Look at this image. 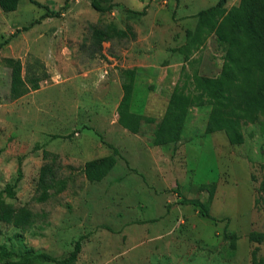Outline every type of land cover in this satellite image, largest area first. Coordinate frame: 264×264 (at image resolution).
Returning a JSON list of instances; mask_svg holds the SVG:
<instances>
[{"label":"rangeland","instance_id":"obj_1","mask_svg":"<svg viewBox=\"0 0 264 264\" xmlns=\"http://www.w3.org/2000/svg\"><path fill=\"white\" fill-rule=\"evenodd\" d=\"M36 1L58 14L39 18L43 7L28 0L0 12V190L19 168L13 193L1 196L32 219L0 223V248L12 252L0 264L30 249L64 257L77 238L74 264H264V112L241 126L240 143H230L221 130L203 131L210 104L201 96L182 115L167 113L174 124L155 137L173 87L196 95L195 76L219 75L225 52L214 29L242 0H224L200 24L195 13L216 0H111L107 12L88 0ZM107 23L129 26L134 37H114L95 51L90 28ZM30 56L47 77L24 101L11 99L4 59L23 64ZM123 68H134L139 83L130 110L117 113ZM145 93L164 99L156 120L144 117ZM100 98L108 100L101 107ZM42 150L56 154L66 185L38 202ZM94 158L103 159L86 176L82 165ZM176 186L218 220L176 203Z\"/></svg>","mask_w":264,"mask_h":264},{"label":"trees","instance_id":"obj_2","mask_svg":"<svg viewBox=\"0 0 264 264\" xmlns=\"http://www.w3.org/2000/svg\"><path fill=\"white\" fill-rule=\"evenodd\" d=\"M28 1L43 7L44 12L39 18L58 14V11L52 12L36 0ZM223 2L224 0H216L213 5L198 10L195 13L197 22L200 24L204 15L221 9ZM17 4L18 0H0V10L13 11ZM88 4L96 12H107L114 3L111 0H88ZM62 6L65 7L66 3L64 2ZM214 34L217 43L224 48L225 52L219 75L217 77L195 76L193 88L196 95L182 94L173 87L155 137L165 135L164 133L168 130L164 126L167 123L170 128L174 124L171 120L165 121L167 113L174 118L176 110L180 116L189 106L195 105L194 100L201 96L210 104L203 131L210 133L221 130L230 143H240L243 139L241 126L253 121L264 112V0H242L239 6L230 8L220 17ZM114 37L133 38L134 32L129 26L121 30L109 23L90 28V39L95 46V51L101 49V42L109 41ZM4 61L10 68L9 97L11 99L37 89L39 82L47 77L43 63L37 57L30 56V59L23 64L12 57H7ZM120 72L124 76V81L120 84L121 96L116 105L117 113L129 109L135 69L123 68ZM41 156L43 162L39 166L34 189L35 200L38 202L46 201L52 193L61 191L66 185L65 179L58 176V165L54 164L56 154L42 150ZM102 159L94 158L84 161L82 165L84 174L89 176ZM20 177L21 171L17 168L13 181L6 183L0 190V223H30L32 221L31 213L25 207H12L3 201L1 196L2 193L11 195ZM173 192L179 197L176 203H191L200 216L213 221L218 220L208 213L200 201H188L181 197L177 186ZM251 234L259 233L252 231ZM80 247V238H77L64 257L56 258L30 249L16 253L18 260L7 264H35L44 261L54 264H74ZM11 254L12 252L0 248V256Z\"/></svg>","mask_w":264,"mask_h":264},{"label":"crops","instance_id":"obj_3","mask_svg":"<svg viewBox=\"0 0 264 264\" xmlns=\"http://www.w3.org/2000/svg\"><path fill=\"white\" fill-rule=\"evenodd\" d=\"M41 4L43 5V3H41ZM0 12H2V11L0 10ZM0 26H1V24H0ZM138 83H139V79H138V75L136 74L134 76V80H133V88H132V94H131V103H133V96H134L135 89L138 86ZM32 91H34V90H32ZM32 91H28L27 93L19 96L18 98H15L14 100L21 99V100L24 101V99L27 98L26 96L29 95V94H31ZM115 93H116V102L113 104V106H116L117 105V103H118V101L120 99V96H121V93L117 94L118 93L117 92V89H116ZM146 94H148V97H147ZM142 96H143V98H140L141 99V102L140 103H142L141 104L142 105L141 107L143 108V111H144L143 113H144L145 119H147L149 121H151L153 119L156 120L157 119V114H158V109L155 108V107L158 106V105H160V104H163L164 99H161L160 97L156 96L155 94H150L149 95V93L142 94ZM145 96H146V99H145ZM104 98H100L99 99V102L97 101L96 104L101 107L102 104H103V101H104V103L108 102V100L107 99H104ZM130 108L133 110V108H132L131 105H130ZM142 108H141V110H142ZM144 108H145V110H144ZM128 110H130V109H128ZM116 115H117V113H116ZM114 121H115V119H113L111 122H114ZM116 124H117V126H115V127L118 128V130L121 131V132H129L130 129H131L130 126H128L126 124H121L120 122H118ZM105 125L108 126L107 124H105ZM86 130L92 131L93 128H90L89 126H87L86 127ZM95 131H97V133L100 134V135L103 134L102 133V129H97L95 127Z\"/></svg>","mask_w":264,"mask_h":264}]
</instances>
